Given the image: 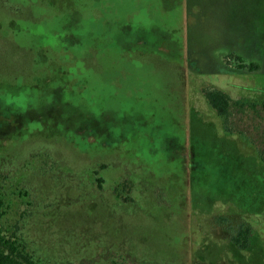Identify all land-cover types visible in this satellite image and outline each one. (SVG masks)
Masks as SVG:
<instances>
[{"label":"rangeland","instance_id":"obj_1","mask_svg":"<svg viewBox=\"0 0 264 264\" xmlns=\"http://www.w3.org/2000/svg\"><path fill=\"white\" fill-rule=\"evenodd\" d=\"M258 149L264 0H0L2 228L40 264H264Z\"/></svg>","mask_w":264,"mask_h":264},{"label":"trees","instance_id":"obj_2","mask_svg":"<svg viewBox=\"0 0 264 264\" xmlns=\"http://www.w3.org/2000/svg\"><path fill=\"white\" fill-rule=\"evenodd\" d=\"M239 58H243L242 62L246 63V59L243 55H240ZM248 68V70H258L261 68V64L258 61H251L248 64ZM205 94L208 102L223 119L225 130L227 132H233L228 126L232 107V98L229 93L219 88H210L205 91ZM258 150L260 158L264 162V151L261 149ZM5 214L6 198L0 192V264H40L36 256L21 244L17 236H7L5 234L2 228V219ZM233 240L240 247L246 248L250 240L249 227L240 228L233 237Z\"/></svg>","mask_w":264,"mask_h":264}]
</instances>
